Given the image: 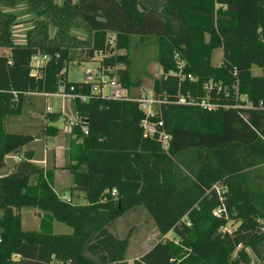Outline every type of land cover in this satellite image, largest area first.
<instances>
[{
    "label": "trees",
    "instance_id": "trees-1",
    "mask_svg": "<svg viewBox=\"0 0 264 264\" xmlns=\"http://www.w3.org/2000/svg\"><path fill=\"white\" fill-rule=\"evenodd\" d=\"M19 1L0 0V170L8 155L24 150L11 172L0 173V264H130L112 225L138 206L161 239L132 264H252L251 252L264 264V0H25L36 18L29 19L25 44H17L12 28L21 20L3 6ZM76 26L90 35L88 58L102 53L101 66L117 67L129 89L139 83L132 81L127 56L115 51L127 50L134 36L156 38L163 74L152 89L164 103L153 120L172 135L168 150L158 137L145 136V114L136 101L103 98L92 92L93 82L68 80L80 47ZM110 34L117 38L114 47ZM220 47L222 62L213 65ZM38 52L50 60L33 75ZM177 55L187 62L183 74L195 81L170 74L178 71ZM253 66L262 75H254ZM63 74L66 88L91 95L76 102L82 120L64 166L74 188L87 189L84 203L65 200L54 186L55 165L42 166L25 150L39 135L6 128L7 118L34 97L28 92H59ZM210 81L223 86L210 99L229 107L208 111L189 103L208 97ZM181 97L186 103L178 102ZM58 131L47 123L42 133ZM222 202L228 218L213 215ZM24 207L44 212L39 231L22 228ZM54 221L73 232L54 233ZM226 225L231 232L221 230Z\"/></svg>",
    "mask_w": 264,
    "mask_h": 264
},
{
    "label": "rangeland",
    "instance_id": "rangeland-1",
    "mask_svg": "<svg viewBox=\"0 0 264 264\" xmlns=\"http://www.w3.org/2000/svg\"><path fill=\"white\" fill-rule=\"evenodd\" d=\"M3 8L8 11H13L17 15L18 19L21 20L20 24L14 25L12 28V36L15 43L25 44L27 31L32 27V22L29 21V19L33 17L36 18V16L34 13L28 11V6L25 0H20L15 6H3ZM38 19H40V17ZM73 35L77 38L80 47L76 48L73 52L74 59L68 68V80L71 82L86 81L88 79L86 76V70L88 68H102V57L99 53H97L93 58H88L89 53L86 49V45L90 40V35L87 33L84 27L76 26L73 29ZM112 35L114 34L109 35V40L111 39ZM157 47L156 38H142L134 36L132 37L130 46L127 50L115 51L116 54H124L127 56L129 60L128 69L132 74V81L139 83V85L133 86L130 89L133 96L151 93L153 91L152 87L154 80L161 77L163 74L162 68L156 58ZM222 59L223 48L220 47L213 52V65L220 64ZM121 66L123 68L126 67L125 64H122ZM116 70L117 67L110 68V71L106 73H110L109 75L113 77L116 76ZM252 71L254 75H262V69L258 66H253ZM28 102V100H26V103L24 102V110L22 113L19 115H14L13 118L9 119L8 129L33 132L41 136L43 134L42 129L44 127L43 121H41V119H37L36 117V119H34L31 111L41 112L46 110L48 102H50L49 104L53 103L52 105L55 107V109H57L56 99L52 97V99L45 101L43 98L38 97L34 100L33 104L31 103L32 105L27 107L26 105L29 104ZM72 104L73 102L70 103L67 100L68 107H71ZM13 123H15V125H13ZM57 125L62 126L60 122H58ZM70 137L71 136H68L67 139L68 145L71 142ZM35 147L37 149L36 152L38 156L40 158L44 157L45 159L42 145L37 143L35 144ZM50 152L52 153V151H48V155ZM67 156V162H70L68 153ZM69 174V171H66L65 176H69ZM57 191L59 192L60 190ZM59 193L63 197L65 193L70 192L68 190L62 189V192ZM82 196L83 195L80 197ZM81 201H83V198L75 197V200H73V202L76 203ZM38 213L40 215L44 214L43 211L40 212V210L35 208L24 207L21 209L22 228L24 230H40V218L37 216ZM229 227L232 228L231 226ZM53 231L54 233H72L73 229L62 222L54 221ZM112 231L120 240L123 241L125 249L127 248V251L130 249L129 256L131 257L141 255L142 252L152 247L154 243L161 239V236L156 229L154 220L143 206H138L117 219V221H115V223L112 225ZM172 236V234L169 235L170 238H172ZM251 255L253 259L252 264H260L257 256L253 252H251Z\"/></svg>",
    "mask_w": 264,
    "mask_h": 264
},
{
    "label": "built area",
    "instance_id": "built-area-1",
    "mask_svg": "<svg viewBox=\"0 0 264 264\" xmlns=\"http://www.w3.org/2000/svg\"><path fill=\"white\" fill-rule=\"evenodd\" d=\"M116 35H112L111 39L109 40V43L111 44L112 47L116 45ZM101 57H103L102 53L100 54ZM50 60V56L42 53H35L32 56V70L31 74L33 75H38L41 72V68L44 67L47 62ZM176 62H177V67L178 71H171V75L173 76H179L182 79H192L193 81L196 80L195 77H193L192 74L185 75L183 74V69L186 66V60L183 59L181 56L177 55L176 56ZM103 68V66H102ZM95 68L91 69L88 68L86 70V76L88 79L86 81L93 82L94 85L92 87V92L95 94H99L103 98H109V99H115V100H129V101H136L139 104L140 110L145 114V118L142 121V127L144 129V134L147 137L154 138L158 137L160 142L162 143V147L165 150H168L170 147V142L172 139V135L165 131L164 129V123L162 121L156 122L153 120V118L156 116L160 106L162 103L161 98L157 97L152 91L149 94H140L138 96H133L131 94V90L125 86L122 81L120 80L119 77L117 76H110V73H106L110 71V68ZM221 83H215L214 81H210L206 83V89L208 91V97L205 99H202L201 101H189L190 104H198L200 107L203 109H206L208 111H216L218 108L221 106L224 107H229L226 105H221L220 103L216 101H212L210 99V93L214 88H216V93L219 94L223 90V86L220 85ZM14 95L17 97V92H13ZM27 94H41L47 97H56L59 98L63 105L62 108L60 109V113L62 115V119L66 118V128L67 131L73 132L74 127L76 126L77 122L81 121L82 118H80L77 114L76 108L74 109V112L72 110V113H67V100L71 103L73 102L74 106L76 105V102H87L90 100L91 95L85 94V93H80L75 91V85H70L69 89L65 87L60 86V90L57 93H35V92H28ZM242 100H245L247 103L248 107H253L254 104L252 101L248 100L245 96L241 97ZM179 103H186V99L184 97H181L180 100L178 101ZM234 107H237L234 106ZM71 109V108H70ZM56 109L52 104H48L46 107V113H55ZM82 131L86 134H88V129L85 124L82 125ZM14 158H16L17 161L22 160V156L19 154H14ZM217 190V193L221 195V188L219 185L214 186ZM116 192L114 191V194ZM67 201H71V199L67 196L63 197ZM222 200V198H221ZM223 201V200H222ZM213 215L215 217H224L228 218V210L224 202H222L218 207H216L213 210ZM223 232H231V228L229 225H226L221 229Z\"/></svg>",
    "mask_w": 264,
    "mask_h": 264
},
{
    "label": "crops",
    "instance_id": "crops-1",
    "mask_svg": "<svg viewBox=\"0 0 264 264\" xmlns=\"http://www.w3.org/2000/svg\"><path fill=\"white\" fill-rule=\"evenodd\" d=\"M28 96H34V97L26 99V100L29 101L28 102L29 104L26 105L27 107L32 105L34 100L37 99L38 97L43 98L45 101L46 100L48 101V100L52 99V97H47V96H44V95H41V94H30ZM53 98H55L56 102H57V107H56L57 109H56V112H55V113H58V115H59V119L57 121L51 122V120L49 118H47L46 110L41 111V112L40 111L39 112L31 111L32 112L31 114H32L34 119H36V118L37 119H41V121H43V125L49 123V124H54L55 126H57L58 129H59L58 134L56 136H46V135L42 134L33 143H31L28 146H26L25 150H27V151L29 150L30 153L33 154V156L35 158L34 160H35L36 163L42 164V166H45V167H51V166L55 165V167H56V169L54 170V186H55V189L56 190H60L59 192H62V189L63 190H68L70 192V193H65L63 195V197L67 196L70 199H72V201L75 200V197L76 198H83V201L78 202V203H84L85 202V192L84 191H75V189H74L75 193L72 194V189L74 188L73 183H72V173H71L70 169L64 167L65 164L67 163V157H68L67 153H69V150H70V144L69 145L67 144L68 136H71L70 138L72 140V139L75 138V135H73V133L67 131V128H66L67 120H66V118L62 119L63 117H62L61 113L59 112L60 109L62 108V105H63L62 101L59 98H56V97H53ZM26 100L24 101L25 103H26ZM49 103L50 102H48V104ZM74 107L75 106H73V104L71 105V107L69 106L67 108V113H70V112L72 113V110L74 112V109H75ZM23 110H24V107H23ZM39 116H41V117H39ZM13 117H14L13 115L9 116L7 118V120H6V128H7L8 131L38 135V134L33 133V132H25V131L8 129L9 119H11ZM58 122H60L62 124V126H58L57 125ZM13 125H15V123H13ZM37 143H40V145H42V149L44 150V154H45V159H44V157L40 158L38 156V154L36 152L37 149L35 147V144H37ZM48 151H52V153L50 152V154L48 155ZM23 152H24V150H21L20 153L17 152V153H12V154L8 155L7 158H6V166L3 169L0 170V173L11 172L12 168H13V165L16 162H19V161L16 160V158H14V154H19L20 156L23 157ZM66 171H69V173H70L69 176L68 175L65 176ZM81 195H83V196L80 197ZM20 213H21V211H20ZM42 215H40L39 213L37 214V216L40 218V220H41V216ZM53 228H54V224H53ZM25 231H29V230H25ZM170 234H172L174 236L173 232H169L166 235V237H169ZM173 236H172V238H173ZM149 249H147L146 251H148ZM128 251H129V254H130V249ZM146 251H144V252H146ZM144 252H142V253H144ZM139 256L140 255L135 256V257L129 256L130 264H132L134 259H137Z\"/></svg>",
    "mask_w": 264,
    "mask_h": 264
},
{
    "label": "water",
    "instance_id": "water-1",
    "mask_svg": "<svg viewBox=\"0 0 264 264\" xmlns=\"http://www.w3.org/2000/svg\"><path fill=\"white\" fill-rule=\"evenodd\" d=\"M65 80H66V78H65V75L63 74V75L61 76V80H60V86H61V87H63V86L65 85ZM20 152H21V150H18V153H20ZM74 189H75V191H84V192L87 191L86 188L81 187V186H76Z\"/></svg>",
    "mask_w": 264,
    "mask_h": 264
}]
</instances>
